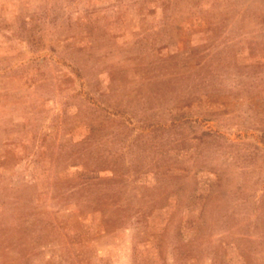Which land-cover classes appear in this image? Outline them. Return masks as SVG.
Wrapping results in <instances>:
<instances>
[{
  "label": "rangeland",
  "instance_id": "obj_1",
  "mask_svg": "<svg viewBox=\"0 0 264 264\" xmlns=\"http://www.w3.org/2000/svg\"><path fill=\"white\" fill-rule=\"evenodd\" d=\"M0 264H264V0H0Z\"/></svg>",
  "mask_w": 264,
  "mask_h": 264
}]
</instances>
